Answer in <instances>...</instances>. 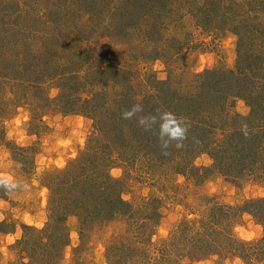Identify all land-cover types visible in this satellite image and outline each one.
<instances>
[{
	"label": "rangeland",
	"instance_id": "1",
	"mask_svg": "<svg viewBox=\"0 0 264 264\" xmlns=\"http://www.w3.org/2000/svg\"><path fill=\"white\" fill-rule=\"evenodd\" d=\"M134 1L130 4L127 0L7 1L18 5L16 11L26 13L17 18L14 11L11 17L18 23L21 34H12L5 26L0 29V42L7 41L9 49L3 52V47L0 48V193L9 190L0 199V222H6L5 232H0V264L40 261L43 235L30 234L28 246L19 242L24 237V225L43 228L50 218L52 182L47 174L68 168L93 144H102V152L91 160L104 161L111 175L122 181L125 200L137 205L144 199L157 198L162 216L155 230V241L169 237L178 222L188 216L194 217L191 211L197 212L209 200L238 206L248 199L264 197V185L254 179L232 182L213 169L211 155L196 146L186 155H176L175 164L180 162L187 170L171 174L170 167L163 163L150 168L157 161L151 155L152 151L146 154L148 147H142L140 151L139 140L142 138L137 135L127 137L129 148L137 153L131 158L120 148L114 132L106 131L101 135V141H96L95 126L101 127L102 118L105 123L121 119L128 126L123 117L125 111L120 108L121 104L115 106L114 99H122L124 94H132L141 100L145 95L169 92L171 96L179 92L185 98H198L200 103L202 98L199 100L198 94L203 91L202 83L207 80L208 71L225 73L231 79L227 73L237 71L240 65L236 35L225 28L211 34L187 17L174 25L168 23L163 30L169 48L162 49L160 42L142 41L141 32L131 27L128 36L122 35L119 39L116 27L109 24L126 23L138 13L142 14L141 0ZM1 4L2 0L0 8H3ZM112 6L126 10L121 18L118 14L112 19ZM0 16V20L8 18L3 14ZM110 27L115 31H110ZM22 34L27 42L29 38H41L47 48L44 52L49 50L52 62H55L46 75L52 79L42 90H36L27 82L35 74L22 71L18 62H14L16 55L23 60L20 50L27 47L21 40ZM74 38L81 39L77 43ZM41 59H47V55ZM62 72L64 76L59 77ZM163 87L166 89L162 90ZM219 102L217 98L216 104ZM206 105L202 101L197 107L205 109ZM113 107L117 116L107 118ZM169 107L168 114L177 116L178 108ZM233 111L248 116L251 107L243 98H237ZM187 123L185 119L181 125L189 129L191 125ZM128 132L126 127L125 136ZM198 135L197 128L192 130L188 137H183L181 144L179 142L180 148L191 142L186 139H195ZM106 138L111 140L104 147ZM186 158L200 170L188 168ZM12 183L16 187H5ZM66 222L71 243L60 264H81L80 259L76 262L74 258L75 248L80 245L79 219L73 214ZM120 232V225L115 221L95 229L84 242L86 250L83 248L80 257L83 260L86 256L83 264H109L107 246ZM235 232L242 240L253 241L264 235V226L253 214L246 212ZM237 258L239 264H246L241 257L223 258L220 255L191 264H237Z\"/></svg>",
	"mask_w": 264,
	"mask_h": 264
},
{
	"label": "trees",
	"instance_id": "2",
	"mask_svg": "<svg viewBox=\"0 0 264 264\" xmlns=\"http://www.w3.org/2000/svg\"><path fill=\"white\" fill-rule=\"evenodd\" d=\"M7 1L2 0L0 15H7L8 18L0 20V29L5 26L8 32L21 34L18 23H14L11 17L14 11L17 18L26 12L19 9L16 11L15 7L18 8V5ZM127 2L130 4L135 1ZM141 3L144 8L142 14L138 13L126 23L121 21L109 24L116 27L119 39L122 35L128 36V29L131 27L141 32L139 36H143L142 41L149 44L160 42L162 49L165 46L169 48L167 38L162 35L163 30L168 23L174 25L187 17L211 34L225 28V31L236 35L240 65L237 71L227 73L231 79L225 73L208 71L207 80L202 83L203 91L198 94L199 100L202 98L200 103H207V108L203 107L205 109L197 107L200 105L198 98H185L179 92L172 93L171 96L168 91L166 94L145 95L141 100H137L132 94H122V99L118 97L121 102L114 99L116 107L121 104L122 111L127 112L139 105L141 110L125 119L128 126L121 119L116 118L105 123L102 118L101 127L95 126L96 141H101L100 137L106 131L114 132L120 148L131 158V155L136 156L137 153L129 148L130 139L127 141V137L130 134L137 135L142 138L139 140L140 151L142 147H148L146 154L152 151L151 155L157 161L150 168L163 163L170 167L168 171L171 174L187 170L182 168L180 162L175 164L176 155H186L198 147L200 151L211 155L212 168L232 182L254 179L264 185V0H141ZM125 11L112 6V19L118 14L117 17L121 18ZM109 29L113 30L111 27ZM24 35H21V40L27 43V47L26 50H20L23 60L16 55L14 62H18L22 71L34 73L27 82L36 90H42L52 79L46 75L55 62H52L49 50L44 52L47 48L41 38H29L27 42ZM0 46L3 47V52L9 51L7 41L0 42ZM46 55L47 59H41ZM60 76H64V73H60ZM165 89L163 87L162 90ZM217 98L220 99L218 104ZM237 98H243L251 107L248 116L233 111ZM170 105L178 108L179 111L175 114L177 116L168 114ZM115 111L113 107V112L107 114V118L116 117ZM185 119L191 125L189 129L186 125L177 123H184ZM126 127L129 132L125 136ZM179 127H186L184 137H188L196 128L199 135L195 139L189 140V137L185 141L191 142L176 148L174 143L181 144L182 139H173L172 136ZM110 140L111 138H106L104 147H107ZM97 144L89 146L68 168L47 174L52 182L50 218L43 228L24 225V237L19 242L28 246L32 236L30 234L44 236L40 242L42 257L34 264L61 263L64 258L62 255L71 243L66 221L73 214L78 217L80 224V245L75 248L74 258L76 262L80 259L81 264L86 258H80L83 250H86V238L98 227L113 221L118 222L121 232L107 246L109 264H191L212 255L223 258L238 256L246 264H264V235L257 240L245 241L235 232V227L246 212L253 214L264 226V197L248 199L238 206L209 200L197 212L191 211L194 217L188 216L178 222L169 237L155 241V230L162 216L159 212L160 205L156 204L157 198L144 199L137 205L125 200L122 196V181L111 175L104 161L91 160L102 152V144ZM186 162L190 168V159L186 158ZM192 168L195 171L200 170L196 166ZM8 193L9 190L0 193V199ZM5 225L6 222H0V232H5Z\"/></svg>",
	"mask_w": 264,
	"mask_h": 264
},
{
	"label": "clouds",
	"instance_id": "3",
	"mask_svg": "<svg viewBox=\"0 0 264 264\" xmlns=\"http://www.w3.org/2000/svg\"><path fill=\"white\" fill-rule=\"evenodd\" d=\"M140 110H141L140 106L139 105H135L133 110L123 113V117L125 119L130 118L132 115H134V113L136 111H140ZM140 122L143 123L142 120ZM177 123L181 124L182 122L181 121H177ZM186 131H187L186 127H179L177 129V131L173 134L172 138L173 139H177V140L183 139L184 134L186 133ZM165 146H167V145H165ZM177 147H180L179 143L177 144ZM6 179L9 180V181L11 180L10 177H7ZM9 186L12 187V188L16 187V185L14 183H12L10 185H7V184L5 185V187H9ZM237 264H239L238 258H237Z\"/></svg>",
	"mask_w": 264,
	"mask_h": 264
}]
</instances>
